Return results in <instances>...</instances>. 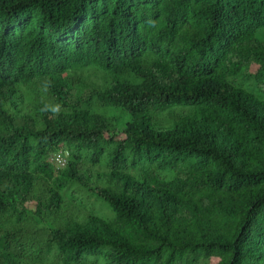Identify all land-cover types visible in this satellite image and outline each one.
I'll use <instances>...</instances> for the list:
<instances>
[{
  "label": "trees",
  "instance_id": "1",
  "mask_svg": "<svg viewBox=\"0 0 264 264\" xmlns=\"http://www.w3.org/2000/svg\"><path fill=\"white\" fill-rule=\"evenodd\" d=\"M263 28L264 0H0V264H264Z\"/></svg>",
  "mask_w": 264,
  "mask_h": 264
},
{
  "label": "rangeland",
  "instance_id": "2",
  "mask_svg": "<svg viewBox=\"0 0 264 264\" xmlns=\"http://www.w3.org/2000/svg\"><path fill=\"white\" fill-rule=\"evenodd\" d=\"M259 39L264 41V28L259 30L258 33ZM93 79L102 81L103 79L101 76L99 77H93ZM238 83L243 84L247 87H250L252 90L256 91L257 87L254 82L249 81H239ZM118 113L117 110L111 111L110 114L114 115ZM49 161L53 163V157L49 158ZM162 174H167L166 172H162ZM67 192L70 196V199H74L76 207L79 209L85 210V211H92L96 213L97 215L103 217V218H109L111 219L114 217L113 210L109 204H107L105 201L99 199L95 195H90L88 191L78 185L70 184L67 187ZM51 259L55 260L54 253L50 256ZM199 264H205L204 261H201Z\"/></svg>",
  "mask_w": 264,
  "mask_h": 264
},
{
  "label": "built area",
  "instance_id": "3",
  "mask_svg": "<svg viewBox=\"0 0 264 264\" xmlns=\"http://www.w3.org/2000/svg\"><path fill=\"white\" fill-rule=\"evenodd\" d=\"M53 162L58 168L64 167L67 163V156L61 152L54 154Z\"/></svg>",
  "mask_w": 264,
  "mask_h": 264
}]
</instances>
